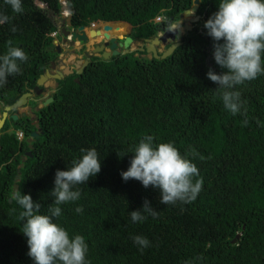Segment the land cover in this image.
<instances>
[{"label": "trees", "instance_id": "obj_1", "mask_svg": "<svg viewBox=\"0 0 264 264\" xmlns=\"http://www.w3.org/2000/svg\"><path fill=\"white\" fill-rule=\"evenodd\" d=\"M192 1L65 0L73 29L123 22L133 39L167 30ZM216 2L199 0L201 20L165 59L145 51L108 61L94 57L80 75L56 80L46 106L27 103L36 125L25 115L6 120L0 133V264H34L12 196L17 169V190L47 213L55 202V171L70 167L80 149L89 147L101 158L100 171L74 186L80 198L61 204L62 214L54 219L70 235L85 237L90 264H264V74L236 86L241 112L224 108L217 84L206 76L209 68L224 71L212 58V40L203 27ZM22 6L15 13L0 0V13L10 17L0 24V53L11 41L28 56L21 71L0 86V108L36 86L55 48L50 34L60 0H22ZM156 16L160 22L153 21ZM110 31L124 33L120 24ZM146 134L155 143L171 141L196 164L202 186L195 200L165 205L158 189L121 178L132 155L125 152ZM145 198L157 215L133 222L130 211ZM135 234L150 241L143 251L133 242Z\"/></svg>", "mask_w": 264, "mask_h": 264}, {"label": "clouds", "instance_id": "obj_2", "mask_svg": "<svg viewBox=\"0 0 264 264\" xmlns=\"http://www.w3.org/2000/svg\"><path fill=\"white\" fill-rule=\"evenodd\" d=\"M5 3L11 7L13 12H23L22 0H5ZM60 3L61 6H66L65 0H60ZM216 4V10L203 21V27L206 30V35L212 40V58L224 71L217 73L209 68L206 76L217 84L215 89L220 90L224 108L232 114H236L242 111L243 103L240 91L236 86L243 85L245 82L255 79L258 75L264 74V0H217ZM68 16L70 17L68 8L60 11L59 16H52V21L56 27V31L50 34L54 39L53 45L55 46L52 59L55 57V50L62 48V46L63 51L65 48H71L72 46L79 47L77 51H84L90 40L94 42L92 47L96 44L103 45L105 41L103 34L87 42L74 40L70 33L63 37L62 30L75 31L72 25L67 26L66 18ZM161 19V16H156L153 21L160 22ZM9 20L8 15L0 13V24ZM63 21L66 23L65 26L62 25ZM105 23L107 22H92L82 27L88 35L90 30L97 31L99 29L97 27L101 25L104 33ZM109 23L110 26L120 24L124 32L122 36L128 32L132 38L127 29L130 27L127 23ZM172 25L165 32L175 30ZM11 30H16L14 25ZM108 34L116 38L119 36L110 33V30ZM62 37L65 44L61 46L58 42ZM98 37H101V40L95 44ZM145 39H133L128 47L132 52L128 54L137 56L138 53H142L143 51H139V48L133 50L131 45L138 40L144 41L146 44ZM119 42L122 41H116L117 47L115 50L121 52L122 49L118 48ZM141 47H144V44ZM103 50L106 52L112 51L109 49V45L105 46ZM82 54L84 55L83 52ZM92 54L94 55V52ZM119 55L122 54L111 55L105 59L101 52H96L91 59L88 58L78 62L83 59L81 57V59H74V62L78 60L77 63L81 64L87 61L88 65L96 56H99L97 58H101L102 61H108L113 56ZM72 58L71 54L67 56V62ZM27 59V53L23 48L8 41L6 50L0 53V86L6 83L9 75L18 74L21 71V63ZM63 60H59V65L54 66L55 73L53 74H58L57 71H71L72 73L69 75L73 74V66L71 65L73 61L64 63ZM66 64L71 65L72 69ZM62 65L65 66L59 70L58 68ZM50 80L56 82V79ZM80 152L81 155L73 159L70 167L55 171L53 188L51 189L55 202L47 213L39 211L41 205L39 202L34 201L30 194L22 193L14 187L12 196L21 208L20 219L23 222L22 233L26 237L28 246L27 255L34 264H90V260L87 258L88 244L85 237L77 233L70 235L69 231L54 219L62 214L61 204L80 198V191L74 186L86 183L90 177L95 176L100 171L101 158H99L94 147L81 148ZM125 153H131L132 155L127 168L120 172L123 180L136 179L144 187L152 186L158 189L160 203L165 205H174L177 202L188 203L196 199L202 186L199 170L196 164L186 155L181 154L171 141L155 143L153 135L146 134L129 152ZM75 210L81 212L82 208L78 205ZM148 215L156 216L157 211L146 198L141 207L130 211L133 222H142ZM132 239L140 251L150 245V241L146 236L135 234ZM185 264H191V262L186 261Z\"/></svg>", "mask_w": 264, "mask_h": 264}, {"label": "water", "instance_id": "obj_3", "mask_svg": "<svg viewBox=\"0 0 264 264\" xmlns=\"http://www.w3.org/2000/svg\"><path fill=\"white\" fill-rule=\"evenodd\" d=\"M199 7V0H193L192 1V5L188 10L184 11V15H185V20L187 22L190 23H196L198 22V20L200 19V16L196 15V12L198 10ZM63 10H67L66 6H61L60 11ZM189 18V19H187ZM70 17L68 16L66 18V23L67 26L70 27L71 26V21H70ZM110 23L107 22L104 24L103 30V37L105 38V41L103 43V45L97 46L95 52H101L103 58L107 59L109 58L111 55H118V54H128L131 53L132 51L128 49V47L130 46V44L133 42V39L129 36L128 32L123 36V38L119 37H111L108 34V31L111 29V26L109 25ZM185 29L187 31H190L192 29V26L189 24H186ZM63 32V37L67 36L69 33L72 36V38L74 40H77L79 42H87L92 38H95L96 36H99L100 31H94V30H90L89 34L87 35L85 32L84 27H78L75 31L69 32V31H65L62 30ZM178 33L176 30H168L166 32H164V34L162 36H156L153 37L152 39H145V42H147L146 44H144V47L139 48V51H145L148 54H151V56H153L156 59H165L166 57L170 56L173 51L180 45V43L178 42H173L168 48H166L165 51H163L161 54L158 53V50L156 48L157 45L161 44H165L166 41L170 38V40H174V35ZM120 40L122 42H119L118 44V48L122 51H118L115 50L117 47V43L116 41ZM109 45V49L112 50L111 52H106L105 50H103V48L105 46ZM80 62V61H78ZM87 61L86 62H82V64L77 63L75 64V67L77 69V71L75 72L76 74L80 75L83 71V68H85V66L87 65ZM80 65V66H79ZM58 74H50L48 70L45 71L44 74L40 75V77L38 78L37 82H36V86L33 88V92H35L36 95L39 94V88L42 87L44 85V83H46L48 80L50 79H63L66 75H69L70 73H72L71 71H64V72H58ZM33 92H26L24 94H22L19 99L11 104V105H3V111L1 113L0 116V133L1 130L6 122V120L8 118H11L12 120H17L18 116L16 114L13 115H9V112H11L12 110H16L20 107H24L29 101H36L33 97ZM52 101L51 97L46 98L43 101V106H46L49 102ZM37 136V133L33 132L31 134L32 138H35ZM32 146H29V149H31ZM27 155L30 156V152L27 153ZM22 160H24L22 158ZM19 172L20 170L17 169V174L13 179L14 182V186L12 188V190H14V187L18 188V185L16 184L17 181L20 180V176H19ZM13 193V192H12ZM8 202H11V198L8 200Z\"/></svg>", "mask_w": 264, "mask_h": 264}, {"label": "flooded vegetation", "instance_id": "obj_4", "mask_svg": "<svg viewBox=\"0 0 264 264\" xmlns=\"http://www.w3.org/2000/svg\"><path fill=\"white\" fill-rule=\"evenodd\" d=\"M191 7V6H190ZM189 9V8H188ZM188 9H185V10H188ZM184 10V11H185ZM184 11L179 15V20H177L176 22H174L173 23V25H172V28H174L178 33H176L175 35H174V40L172 41V40H170V38L166 41V43L165 44H159V45H157L156 46V48H157V50H158V53L159 54H161L166 48H168L173 42H178V43H183V37L184 36H186L187 35V30L185 29V26H186V24H190L191 26H192V29L191 30H193V28L195 27V25H197V23L201 20V15L198 13V10H197V12H196V15H198V16H200V19L198 20V22H196V23H190V22H187L186 20H185V15H184ZM65 22L63 21V23H62V25H64L65 26ZM188 24V25H189ZM56 25H58V24H56ZM174 26H176V27H174ZM170 28H171V26H170ZM76 30V29H75ZM190 30V31H191ZM72 31H74V30H71V32ZM164 32L165 31H162V32H160L159 34H157L156 36H162L163 34H164ZM110 33H112L111 31H110ZM155 36V37H156ZM179 39V40H178ZM60 41L58 42L60 45H64L65 43L63 42V37L62 38H60L59 39ZM143 44H145L144 43V41H143ZM168 44V45H167ZM99 45H101V44H99ZM98 44H96L95 46H93L92 47V50L94 49V55L92 54V50L91 51H83V53H84V55L82 56V60H79V61H84V60H87L88 58H90L91 59V57H93V56H95V50H96V47L97 46H99ZM164 45H165V48H164ZM167 45V46H166ZM161 48H163V50L162 51H160V49ZM55 57L53 58V59H51L50 61H49V64H48V67L45 69V71L46 70H48L51 74H53V73H55V70H54V66L55 65H59V60H63L64 59V57H63V55H62V53H63V48H60V49H56L55 50ZM146 54H148V53H146ZM149 56L151 55V54H148ZM96 57H99V56H96ZM53 60V61H52ZM77 61L78 60H75V62L73 61L72 62V66H73V74L77 71V69H76V67H75V64H77ZM89 61V60H88ZM82 64V63H81ZM45 71H44V73H45ZM43 73V74H44ZM56 86H57V84H56ZM55 86V87H56ZM53 89L54 88H51V89H49V90H47L45 93H47V96L48 95H51L52 93H54L55 92V89H54V91H53ZM53 91V92H52ZM30 92H33L32 90L30 91ZM39 94H41V96L39 97V98H35V92H33V97H34V99L36 100V102H38L41 98H43V96L45 95H43V92H44V89L42 88V89H40L39 91ZM50 92H52V93H50ZM48 97H50V96H48ZM41 102V104H42V102L43 101H40ZM2 111H3V108H2ZM2 111H1V113H2ZM17 111V110H16ZM10 113V112H9ZM10 115V114H9ZM24 114H20V116H23ZM0 116H1V114H0ZM19 116V117H20ZM34 115H33V117L31 118L30 117V120L36 125V120H34ZM34 120V121H33Z\"/></svg>", "mask_w": 264, "mask_h": 264}, {"label": "rangeland", "instance_id": "obj_5", "mask_svg": "<svg viewBox=\"0 0 264 264\" xmlns=\"http://www.w3.org/2000/svg\"><path fill=\"white\" fill-rule=\"evenodd\" d=\"M189 24V23H188ZM99 25V24H98ZM174 27H176V26H174ZM97 28H99L98 30H102V27H101V25H99ZM177 28V27H176ZM119 37H123L122 35H119ZM100 40H101V37H98L96 40H95V44L96 43H99L100 42ZM179 40V39H178ZM91 41V43L93 42V40H90ZM89 41V42H90ZM90 43V44H91ZM94 44V43H93ZM62 46V45H61ZM141 46H143V41H141V40H138V41H135L132 45H131V48L133 49V50H135V49H138V48H140ZM62 48H63V46H62ZM79 47H71V48H65L64 49V51H63V57H64V63H70L71 61H74V59H81V57L83 56V54H82V52L83 51H81V50H79V51H77V49H78ZM164 48H165V45H164ZM163 50V48H161L160 49V51H162ZM71 54V57H73L72 58V60H69L68 62H67V60H66V57L67 56H69ZM147 57H149V55H147ZM66 65H68V64H66ZM65 65H62L61 67H59L58 69L59 70H61L62 69V67H64ZM68 66H70V69H72L71 68V65H68ZM56 86V82L55 81H51V80H49V81H47L46 83H44V85H43V89H44V92H43V98H41L38 102H37V107H36V109H39V108H41L42 107V105H43V102H42V104H41V102L40 101H44L46 98H48V96H50V95H48L47 96V93H45L47 90H49V89H51V88H56L55 87ZM54 89H53V91H54ZM52 91V92H53ZM52 92H50V93H52ZM31 106H33V105H31L30 103H29V105L28 104H26L24 107H20V108H18L17 109V111H16V115L19 117L20 116V114H24L25 116H29V117H33V115H34V113H33V109L31 108ZM1 111H2V108H0V114H1ZM11 125V124H10ZM11 127V126H10ZM24 158V157H23Z\"/></svg>", "mask_w": 264, "mask_h": 264}, {"label": "crops", "instance_id": "obj_6", "mask_svg": "<svg viewBox=\"0 0 264 264\" xmlns=\"http://www.w3.org/2000/svg\"><path fill=\"white\" fill-rule=\"evenodd\" d=\"M91 41L88 43V45H87V48H86V50L85 51H91L92 50V44L94 43H91ZM92 52H94V49L92 50Z\"/></svg>", "mask_w": 264, "mask_h": 264}, {"label": "built area", "instance_id": "obj_7", "mask_svg": "<svg viewBox=\"0 0 264 264\" xmlns=\"http://www.w3.org/2000/svg\"><path fill=\"white\" fill-rule=\"evenodd\" d=\"M16 135H17V137H18L19 139H22V137H23V134H22L21 132H17Z\"/></svg>", "mask_w": 264, "mask_h": 264}, {"label": "bare ground", "instance_id": "obj_8", "mask_svg": "<svg viewBox=\"0 0 264 264\" xmlns=\"http://www.w3.org/2000/svg\"><path fill=\"white\" fill-rule=\"evenodd\" d=\"M99 34L102 35L103 31L101 30ZM116 35H123V34H116Z\"/></svg>", "mask_w": 264, "mask_h": 264}]
</instances>
